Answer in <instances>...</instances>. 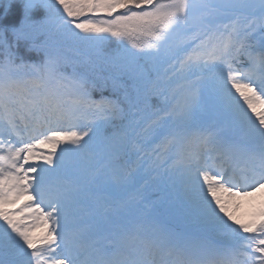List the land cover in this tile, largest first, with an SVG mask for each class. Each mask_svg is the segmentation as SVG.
Listing matches in <instances>:
<instances>
[{
    "label": "snow or ice",
    "instance_id": "1",
    "mask_svg": "<svg viewBox=\"0 0 264 264\" xmlns=\"http://www.w3.org/2000/svg\"><path fill=\"white\" fill-rule=\"evenodd\" d=\"M256 193L264 0H0V264H264Z\"/></svg>",
    "mask_w": 264,
    "mask_h": 264
},
{
    "label": "rangeland",
    "instance_id": "2",
    "mask_svg": "<svg viewBox=\"0 0 264 264\" xmlns=\"http://www.w3.org/2000/svg\"><path fill=\"white\" fill-rule=\"evenodd\" d=\"M146 194L150 195L151 194L150 190ZM224 198L225 200L229 202L230 212L233 214L235 218L240 219L241 221L249 220L252 217L253 213L258 211V210H241V205L245 197L244 198H241V197L230 198L225 195ZM245 201L247 200L245 199L244 202Z\"/></svg>",
    "mask_w": 264,
    "mask_h": 264
},
{
    "label": "bare ground",
    "instance_id": "3",
    "mask_svg": "<svg viewBox=\"0 0 264 264\" xmlns=\"http://www.w3.org/2000/svg\"><path fill=\"white\" fill-rule=\"evenodd\" d=\"M260 193L255 194L253 197H247L249 199L247 203H244L241 207L242 210H259L261 206Z\"/></svg>",
    "mask_w": 264,
    "mask_h": 264
}]
</instances>
